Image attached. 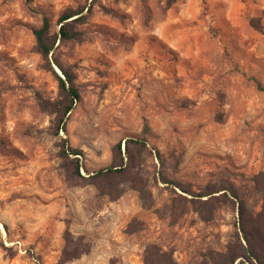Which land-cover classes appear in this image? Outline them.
<instances>
[{
  "label": "rangeland",
  "instance_id": "1",
  "mask_svg": "<svg viewBox=\"0 0 264 264\" xmlns=\"http://www.w3.org/2000/svg\"><path fill=\"white\" fill-rule=\"evenodd\" d=\"M68 9L87 16L82 40L58 41L49 65L34 30L48 19L53 37ZM54 59L82 97L59 133ZM256 81L264 85V0H0V264H57L67 230L89 252L66 264H145L150 245L174 264H212L210 253L237 240L238 205L223 192L192 202L181 188H231L261 211ZM127 139L148 144L135 150L136 182L92 178L119 163ZM64 147L82 155L66 158Z\"/></svg>",
  "mask_w": 264,
  "mask_h": 264
},
{
  "label": "trees",
  "instance_id": "2",
  "mask_svg": "<svg viewBox=\"0 0 264 264\" xmlns=\"http://www.w3.org/2000/svg\"><path fill=\"white\" fill-rule=\"evenodd\" d=\"M82 10H66L59 18L58 25L60 29L52 37L50 34V23L48 19L44 20L41 28L34 30V35L37 43V51L42 55L46 62L50 63V55L53 53L58 41H81L83 32L77 29L79 23H84L85 15H82ZM252 26L262 31V28L257 20H253ZM54 63L60 68L63 78L56 75L59 82L60 90L64 94V100L57 103L50 104L52 112L57 114V133L66 131L67 117L72 112L75 104L81 101V92L74 83V74L71 69L64 68L61 63L54 59ZM258 89L264 92V85L257 82ZM148 144L144 139H127L125 140V147L118 144L115 148V154L119 157V163L113 164L109 167L103 168L94 173L92 178L100 180L104 183H110L113 180L123 181L129 178V182H136L133 178L137 175L135 162L139 156L146 150ZM64 157L81 156L82 153L71 147L63 148ZM130 161V166H125L124 160ZM71 170L78 177H83L81 174L82 165L79 163V158H75L70 162ZM255 187L262 195V209L257 214L250 213L234 189L224 188L218 191L205 190L204 192L195 193L191 190L181 188L183 193L192 196V202L198 201L204 204L211 203V199L215 193H222L225 197H231L238 205L239 214V234L235 243L228 247L225 253L212 252L209 254V261L212 264H264V172L254 176ZM168 183V182H166ZM135 187V186H133ZM136 190L141 193L142 199L146 198V191L144 188L136 186ZM207 198L206 200H203ZM213 200V199H212ZM89 252L88 244L84 242L82 237L75 239L67 230L65 233V247L57 264H66L70 261L79 259L83 254ZM145 264H174L172 256L162 250L156 245H150L145 250L144 257Z\"/></svg>",
  "mask_w": 264,
  "mask_h": 264
}]
</instances>
